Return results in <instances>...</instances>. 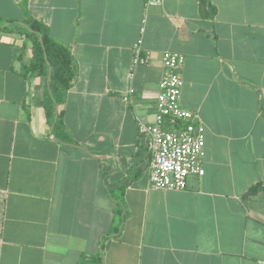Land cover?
Segmentation results:
<instances>
[{"label":"crops","instance_id":"crops-1","mask_svg":"<svg viewBox=\"0 0 264 264\" xmlns=\"http://www.w3.org/2000/svg\"><path fill=\"white\" fill-rule=\"evenodd\" d=\"M29 15L74 55L71 140L47 119L46 77L23 74L32 41L0 29V264H264V0H0L1 18ZM142 26L151 55L134 65ZM166 50L206 128L205 173L183 190L151 187L139 133Z\"/></svg>","mask_w":264,"mask_h":264},{"label":"built area","instance_id":"built-area-1","mask_svg":"<svg viewBox=\"0 0 264 264\" xmlns=\"http://www.w3.org/2000/svg\"><path fill=\"white\" fill-rule=\"evenodd\" d=\"M163 0H146V5H161ZM146 27L134 46V65L147 64L151 52L144 47ZM182 54L166 50L164 69L157 96L156 117L152 123L140 121L139 133L147 138L151 151L150 183L152 188L183 190L188 179L205 173L206 128L197 115L181 104L184 87ZM134 92L133 89L130 90Z\"/></svg>","mask_w":264,"mask_h":264},{"label":"trees","instance_id":"trees-1","mask_svg":"<svg viewBox=\"0 0 264 264\" xmlns=\"http://www.w3.org/2000/svg\"><path fill=\"white\" fill-rule=\"evenodd\" d=\"M0 29L21 33L32 41L33 55L31 60L24 65L23 74L26 77L35 75L46 77L43 104L47 119L53 134L59 141H70V136L66 131L63 110L59 109V106L65 102L67 92L77 78L76 61L72 51L51 37L49 28L45 23L30 15L24 20L0 17ZM256 187H251L248 192H256ZM109 236L111 233L105 237ZM97 264H101L100 260Z\"/></svg>","mask_w":264,"mask_h":264}]
</instances>
